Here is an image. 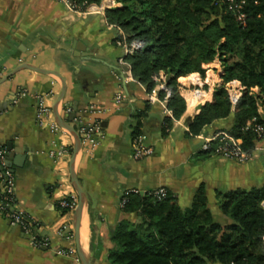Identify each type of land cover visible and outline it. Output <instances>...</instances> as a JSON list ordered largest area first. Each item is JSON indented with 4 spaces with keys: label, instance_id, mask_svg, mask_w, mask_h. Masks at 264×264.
<instances>
[{
    "label": "crops",
    "instance_id": "0c3cea01",
    "mask_svg": "<svg viewBox=\"0 0 264 264\" xmlns=\"http://www.w3.org/2000/svg\"><path fill=\"white\" fill-rule=\"evenodd\" d=\"M120 5L117 0H101L77 12L59 0H0V142L9 150L17 206L37 221V233L50 241L49 247L35 246L21 227L0 214V264H81L75 239L60 231L73 215L63 213L59 201L77 195L70 179L74 137L62 126L54 131L37 121L36 96L46 95L53 111L63 82L54 74L29 68L2 81L19 65L61 73L67 91L58 112L80 135L83 127L95 129L96 142L83 144L75 160L86 195L81 243L92 264H111V235L119 221H140L137 212H125L120 204L129 188L147 192L166 187L186 207L204 184L215 217L227 221L217 205V190L264 185V151L254 149L245 161L203 152L207 137L231 126L234 111L199 135L189 131L190 122L223 81L219 59L204 77L199 72L178 78L186 111L163 133L165 119L172 115L167 102L159 97L150 101L131 67L127 70L121 62L125 57L119 43L122 29L106 17V9ZM119 92L123 94L120 105L115 102ZM75 109L77 119L71 121L68 115ZM136 110H145L141 131L154 148L142 159L132 156ZM59 249L65 253H57Z\"/></svg>",
    "mask_w": 264,
    "mask_h": 264
},
{
    "label": "trees",
    "instance_id": "16d2710c",
    "mask_svg": "<svg viewBox=\"0 0 264 264\" xmlns=\"http://www.w3.org/2000/svg\"><path fill=\"white\" fill-rule=\"evenodd\" d=\"M99 1L77 0L86 3L82 8ZM117 2L121 5L106 9L108 22L123 30L128 43L137 40L143 45L125 56L134 79L149 93L157 84L155 77L166 75L163 80L171 91L167 107L172 115L166 117L163 133L186 111L178 78L199 72L204 77L219 59L223 81L190 122L189 131L199 135L204 127L234 111L226 131L242 140L244 152L252 153L264 139L253 127L255 123L264 126V0H235L242 3V22L230 8L231 0ZM234 80L244 87L235 107L229 97V82ZM158 95L163 99L165 91ZM136 111L134 137L142 134L145 115V110ZM218 147L213 142L203 152L219 154ZM155 190L130 194L123 210L137 212L140 221L123 219L114 227L111 264H264V185L217 190V205L227 221L215 217L204 184L186 207L171 190L166 188L162 198Z\"/></svg>",
    "mask_w": 264,
    "mask_h": 264
},
{
    "label": "built area",
    "instance_id": "2783aa9c",
    "mask_svg": "<svg viewBox=\"0 0 264 264\" xmlns=\"http://www.w3.org/2000/svg\"><path fill=\"white\" fill-rule=\"evenodd\" d=\"M64 2V4L70 10L83 12L90 4L86 5L85 8H82L81 5H85L86 3L80 4L77 0H59ZM232 4L230 6L231 9L236 11L238 21H243L245 14L240 12L241 4L235 2V0H231ZM121 36L119 43L124 47L125 56L128 54H132L135 50H138L143 47L140 41H132V43H128L125 40V34L123 30H121ZM121 62L129 67L130 64L126 61L125 57L121 58ZM157 84L155 88L152 89L151 92L148 93V98L150 101H156L159 97L158 93L160 90L165 91V96L163 99L159 98L160 101L163 103L167 102L168 97L171 95V91L166 86L163 78L155 77ZM229 97L233 107H235L240 98L243 95L244 87L242 85H237L235 80L229 82ZM37 121L40 124H47L49 125L54 131H58L63 129L55 120L54 114L52 111L51 106L47 102L46 95H37ZM123 100L122 92H119L115 96V102L120 105ZM94 108V107H93ZM170 110V109H169ZM168 110V111H169ZM255 119L249 121V125L253 124ZM255 131L258 132L259 137L262 138L264 136V126L261 124H253ZM94 127H83L81 132L83 133V144L93 145L96 140L93 137ZM213 142H218L219 147L217 151L221 155H226L233 159H238L240 161H245V159L249 158L252 153L244 152L242 150L241 144L242 140L240 138H236L232 134H230L226 130H222L213 137H207L204 144L203 149H208L211 147ZM132 147H133V155L135 159H142L150 154L153 153L154 148L153 146L148 143L147 135L146 134H139L135 136L132 140ZM255 149L259 151H264V145L262 143L258 144ZM8 155L9 150L2 142H0V214H3L12 225H16L21 227L28 237V239L37 247H49L50 241L47 237H42L37 233V221L31 217L26 211L19 208L17 206V182L15 174L13 173L12 169L8 165ZM142 192L137 188H129L124 191L120 204L122 207L128 202L129 196L131 193H138ZM166 194L165 187H159L155 190V195L158 198H162ZM78 197L77 195L72 196H65L60 201L59 204L61 207L67 209V212L74 214V211L77 206ZM73 218H70L68 223H66L62 229H60L61 233L65 235V237L69 240L74 241L75 239V232L73 227ZM57 253L63 254L65 253L64 250H57Z\"/></svg>",
    "mask_w": 264,
    "mask_h": 264
},
{
    "label": "water",
    "instance_id": "95a60500",
    "mask_svg": "<svg viewBox=\"0 0 264 264\" xmlns=\"http://www.w3.org/2000/svg\"><path fill=\"white\" fill-rule=\"evenodd\" d=\"M23 68H29V69H32L34 71L45 73V74H54V75L58 76L63 82L61 94L58 97V99H57V101L53 107V114H54L56 122L60 126L68 129L74 137V145H73L72 156H71L72 158H71V162H70V171H71V178L70 179H72V183H73V186L77 192V197H78L77 206H76V209H75L74 214H73L75 242H76L77 252H78L81 264H92L90 256L88 255V253L85 252V250L82 246V243H81V222L83 220V216L85 213L86 195H85V192H84L82 186L79 183V179H77L78 176L75 172V160H76V156L78 155L80 149L82 148L83 136L80 135L81 133H79V131L76 129V127L70 125L66 121L65 117H63L58 112V109H57L59 102L65 97V93L67 91L65 79L61 75V73H59L58 71L47 70V69L39 68V67L30 65V64H23L22 66L19 65L18 67L13 69L10 73H8L2 81H5L7 78L14 75L17 71H19L20 69L22 70ZM126 69L129 70V67L126 66ZM76 111L77 110L75 109L74 111L69 112L68 116L70 117L71 121L77 119V115L75 113ZM9 149L10 150L12 149L11 145L9 146ZM8 165L10 166L9 159H8Z\"/></svg>",
    "mask_w": 264,
    "mask_h": 264
},
{
    "label": "rangeland",
    "instance_id": "374dc122",
    "mask_svg": "<svg viewBox=\"0 0 264 264\" xmlns=\"http://www.w3.org/2000/svg\"><path fill=\"white\" fill-rule=\"evenodd\" d=\"M223 66V65H222ZM161 77V76H160Z\"/></svg>",
    "mask_w": 264,
    "mask_h": 264
}]
</instances>
